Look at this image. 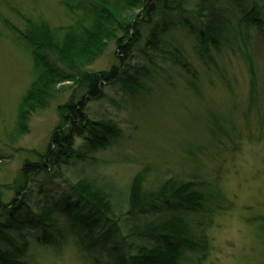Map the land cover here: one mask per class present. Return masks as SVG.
I'll return each mask as SVG.
<instances>
[{
	"label": "trees",
	"instance_id": "16d2710c",
	"mask_svg": "<svg viewBox=\"0 0 264 264\" xmlns=\"http://www.w3.org/2000/svg\"><path fill=\"white\" fill-rule=\"evenodd\" d=\"M190 2L59 0L65 19L59 25L11 8L21 26L4 22L28 50L32 79L0 141L16 143L33 113L57 94H69L57 107L58 121L44 148L25 149L18 176L0 183V264H46L66 248L84 264H194L195 254L207 255L205 229L225 208L219 171L209 180L195 169L182 180L161 176L154 165L143 163L120 185L107 171L103 153L118 145L121 129L88 113L89 104L105 96L106 86L139 94L149 74L146 63L152 62L149 51L187 75V87L197 94L193 62L217 67L215 56L234 51L245 28L264 32V0H193V10L186 8ZM182 31L193 36L194 47L176 35ZM109 42L116 47L114 62L107 69L87 70ZM137 51L144 62L131 65ZM252 77L250 108L261 96L264 100V79ZM236 126L230 134L221 132L233 150V135H252ZM223 147L220 141L217 153ZM3 159L0 154V172ZM258 228L264 235V216Z\"/></svg>",
	"mask_w": 264,
	"mask_h": 264
},
{
	"label": "rangeland",
	"instance_id": "374dc122",
	"mask_svg": "<svg viewBox=\"0 0 264 264\" xmlns=\"http://www.w3.org/2000/svg\"><path fill=\"white\" fill-rule=\"evenodd\" d=\"M191 1L186 8L193 10ZM11 8L52 25L65 23L59 0H0V138L10 131L20 96L32 79L28 50L16 42L4 22L21 26ZM243 31L246 35L234 51L227 50L223 57L214 54L217 67L206 68L200 61L197 65L193 62L198 70L199 95L187 87L185 82L189 77L182 75L178 67L166 64L159 53L149 51L147 56L153 63H146L149 74L142 79L139 94L133 96L120 85L106 86L105 96L91 102L88 108L91 119L112 120L121 129L118 145L103 153L107 171L120 185H126L143 163L154 165L161 176L182 180L191 178L195 169L202 170V176L209 180L219 171L218 186L225 197V208L208 223L207 255L195 254L194 264L264 262V235L258 228V219L264 216L263 97L251 108L248 104L252 75L264 79V32L254 27ZM185 33L176 35L187 47H194L193 36L187 38ZM115 51L114 43L109 42L105 53L86 69L109 68ZM143 57V52L137 51L129 63L141 64ZM68 94L67 91L57 94L44 109L33 113L27 132L16 143L7 146L0 141V154L5 157L0 183H9L18 176L25 149L44 148L58 121L57 107ZM234 126L252 134L251 138L248 134L247 137L233 135L236 150L227 136L221 134L223 131L230 134ZM220 141L224 149L217 153ZM63 254L56 261L48 259L46 264H84L70 248Z\"/></svg>",
	"mask_w": 264,
	"mask_h": 264
}]
</instances>
